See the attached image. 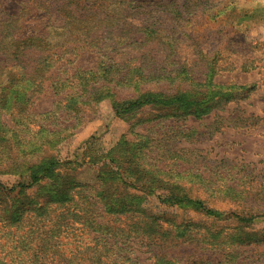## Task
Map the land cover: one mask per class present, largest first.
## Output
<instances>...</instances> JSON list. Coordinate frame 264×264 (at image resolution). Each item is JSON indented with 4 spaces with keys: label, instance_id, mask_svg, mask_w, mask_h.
Instances as JSON below:
<instances>
[{
    "label": "rangeland",
    "instance_id": "1",
    "mask_svg": "<svg viewBox=\"0 0 264 264\" xmlns=\"http://www.w3.org/2000/svg\"><path fill=\"white\" fill-rule=\"evenodd\" d=\"M21 1L0 0V264H264V221L228 215L264 212V4L58 0L16 44ZM177 95L204 103L116 111Z\"/></svg>",
    "mask_w": 264,
    "mask_h": 264
},
{
    "label": "trees",
    "instance_id": "2",
    "mask_svg": "<svg viewBox=\"0 0 264 264\" xmlns=\"http://www.w3.org/2000/svg\"><path fill=\"white\" fill-rule=\"evenodd\" d=\"M52 4L47 7L44 6V2L43 0H40V3H38V0H22L20 3L21 5H23L20 10L19 13L17 15H8L10 17V20H13V23L16 26V32L13 33L12 36V40L14 43L19 44V43H24L26 44V42L28 40H30V37H25L24 33H23V29H24V24L22 22H20L21 18L23 19L24 14H31L33 12H35L38 8L43 7L42 9L44 11H50L48 9H52L53 11H60L62 12V10H60L58 4L60 3L58 0H51ZM55 5V7H54ZM0 7L2 9L3 4L0 3ZM54 7V8H52ZM2 10H5V8H3ZM2 13H5L3 11H1ZM51 13V12H50ZM63 13V12H62ZM64 15V14H63ZM66 17V16H65ZM32 40V39H31ZM0 44H1V40H0ZM39 47V46H38ZM37 47V48H38ZM9 69H12V71L16 68V63L14 64H10V66L8 67ZM209 73V77L205 80L204 84H205V89L209 88L210 92H211V96L212 97H218L220 94L225 93L226 92H215L212 89H214V85H212V74H213V70L212 68H210L208 70ZM10 74V73H9ZM203 85V84H201ZM253 86L250 87H243L244 89H248L250 90ZM209 98V97H208ZM148 103H154V104H159L162 106H171V105H175V109L179 108L180 106H191L193 108H196L197 106H199L200 104H203L204 101L202 102L201 100L199 101H195L192 99H188L186 95H177V96H172V97H166L165 99H161V98H157L155 96H145L143 98H137L134 100H127V102H124L123 104L119 105L118 107L116 106V111L119 108V111H128L131 108L134 107H139L142 106L144 104H148ZM37 182V177L35 176L34 178H32L31 183H28L26 185H21V187L23 188H29L31 187L34 183ZM159 185H160V189L164 188L166 183L168 182H164L161 179H158ZM172 184H178L175 180H172V182L170 183V185ZM159 202L163 205H167V206H173L175 204H181L184 201H188V202H192L194 205V208L196 209V211H198L201 215H203L204 217H213V218H218L221 216V213H218L217 211L208 208L206 205H204V203L201 200L198 199H190L187 196L184 195H175L174 198H169L168 196H165L164 194H159L157 196ZM114 205H120L119 203H116ZM228 215H230L231 217L235 218V220L237 221V223L239 224H244V225H250L253 224L255 220L260 219L262 221H264V212L263 213H258V214H252V215H241V214H237L234 212L228 213Z\"/></svg>",
    "mask_w": 264,
    "mask_h": 264
},
{
    "label": "clouds",
    "instance_id": "3",
    "mask_svg": "<svg viewBox=\"0 0 264 264\" xmlns=\"http://www.w3.org/2000/svg\"><path fill=\"white\" fill-rule=\"evenodd\" d=\"M259 2L264 4V0H259ZM261 31H264V28H262Z\"/></svg>",
    "mask_w": 264,
    "mask_h": 264
}]
</instances>
